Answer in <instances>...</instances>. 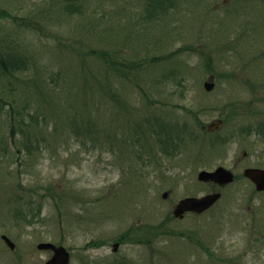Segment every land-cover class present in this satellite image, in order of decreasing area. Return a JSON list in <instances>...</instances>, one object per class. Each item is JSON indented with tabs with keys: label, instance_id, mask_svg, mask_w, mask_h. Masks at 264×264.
Wrapping results in <instances>:
<instances>
[{
	"label": "rangeland",
	"instance_id": "1",
	"mask_svg": "<svg viewBox=\"0 0 264 264\" xmlns=\"http://www.w3.org/2000/svg\"><path fill=\"white\" fill-rule=\"evenodd\" d=\"M147 1L0 0L14 15L0 16V52L29 59V69L0 78V96L27 118L37 111L45 137L29 161L14 147L4 155L9 116L0 113V264H44L52 252L38 249L42 241H62L71 264H264V191L243 175L264 168V132L229 130L250 109L264 122V0H175L169 14H149ZM72 2L81 10L66 9ZM82 117L85 139L73 133ZM155 117L172 128L187 120L180 135L194 129L198 145L171 157L156 144L146 162ZM222 117L228 125L212 132L224 141L212 133L207 146L203 130ZM218 166L235 181L199 180ZM215 189L222 197L208 211L174 217L180 199ZM39 206L31 224L11 214Z\"/></svg>",
	"mask_w": 264,
	"mask_h": 264
},
{
	"label": "trees",
	"instance_id": "2",
	"mask_svg": "<svg viewBox=\"0 0 264 264\" xmlns=\"http://www.w3.org/2000/svg\"><path fill=\"white\" fill-rule=\"evenodd\" d=\"M176 1L175 0H148L145 4V9L149 14H169L174 7H176ZM82 2L74 3L72 2L67 6L66 9L69 10H81ZM0 16H8V17H14L11 13L7 11H1L0 10ZM23 24H28L27 22H23ZM29 26V25H26ZM31 29L32 25L29 26ZM29 28V29H30ZM28 29V28H25ZM22 53L15 54L10 51H3L0 52V78L3 79H9L10 77L25 71L29 69V59L27 55H24ZM97 57L101 58L102 62L105 63H114L115 59L112 58L111 52L109 50H100L97 52ZM115 66L118 65L117 61L114 63ZM210 63H208L209 65ZM117 99V97H114ZM36 111V109H34ZM7 112V113H6ZM234 113H238L239 111H233ZM0 113L1 114H7L9 116V135H10V141H4V144H2V150L5 153L11 154L16 150V154L18 158L20 157V152H22V158L25 161H29L30 158L33 157L34 154H36L38 151H41L43 149L42 144L40 142L41 139L45 138L42 135L41 131V124H37L36 119H38L37 111L35 113H32L31 111H28V118L26 117V113L23 114L22 110L17 109L15 104L12 101L6 100L5 98L0 96ZM44 120H46V116L44 115ZM223 118V117H222ZM84 117L81 119V123L73 124L74 132L76 136H81L83 139L86 138V136L89 134L91 130L90 123H87V121L84 119ZM167 117H155L154 122L152 124V132L157 136V139L155 140V144H152L150 148L148 147L147 152H144L146 154V162H152V158L154 156L155 151V145L159 144L160 150L169 156H174L178 154L181 151L182 146L186 143L190 145V149L193 148L194 145H198L195 141H197V136L195 135L197 132L192 129L189 131V135L182 137L180 135V132L182 130H187L191 128L190 124L187 120H184V122L180 121V124L176 126V128H172L169 126V123L165 122ZM196 121V117L194 118ZM58 120L63 121L64 120V114H58ZM224 122L228 125V119H224ZM38 121V120H37ZM199 122V121H198ZM74 123V122H73ZM66 124V123H65ZM226 125V126H227ZM76 126V127H75ZM239 128V131L242 133L251 134L253 132H256L257 134H261L264 132V122L259 121L257 123L254 122H245L243 124H240L239 126H233L229 128L231 129H237ZM50 128V127H48ZM76 128V129H75ZM224 127L222 128V130ZM54 130H58V126H54ZM218 132V131H217ZM217 132H208V130H203V134L201 135V140L204 141V143L207 146H212V138L213 135L216 138V140H223L224 136L222 133ZM177 133V135H176ZM213 133V135H212ZM4 137V136H2ZM40 137H42L40 139ZM90 137L92 139L94 137V132L90 133ZM235 139L237 137H234ZM22 140V143L20 142ZM210 143V144H208ZM14 147L15 150L12 148ZM144 163V162H143ZM160 163V162H159ZM34 202V201H33ZM32 202V203H33ZM24 203V206H30V204ZM41 206L36 208L35 213L31 214V211L34 209V207H31L29 211L26 210H15L13 213L16 217L21 218L24 222L31 224L35 220V217L39 216L38 211H41ZM60 209V208H59ZM14 210V209H13ZM163 225V222L162 224ZM153 228V227H151ZM181 234V233H180ZM145 240V239H144ZM62 242V241H60ZM150 242V241H148ZM199 243L201 244L202 241L200 240Z\"/></svg>",
	"mask_w": 264,
	"mask_h": 264
},
{
	"label": "water",
	"instance_id": "3",
	"mask_svg": "<svg viewBox=\"0 0 264 264\" xmlns=\"http://www.w3.org/2000/svg\"><path fill=\"white\" fill-rule=\"evenodd\" d=\"M206 87L211 89L213 83L207 82ZM214 122L212 125H215ZM245 174L248 175L256 183L259 190H264V170L257 168H248L245 170ZM199 179L201 180H215L219 183L225 184L231 182L234 179V175L231 171L218 167L215 171L202 170L199 174ZM167 193H164V197ZM220 196V193L209 194L201 198L197 197H187L182 199L176 206L174 213L178 217H183L184 212L187 210L202 212L213 204ZM4 240L11 247H15V243L7 236L3 235ZM118 244H115L117 247ZM39 249L52 250L54 252L53 256L46 262V264H69L70 263V253L63 245H56L51 242H41L38 244Z\"/></svg>",
	"mask_w": 264,
	"mask_h": 264
}]
</instances>
